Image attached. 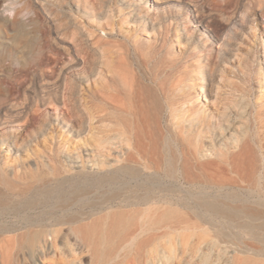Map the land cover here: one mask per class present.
<instances>
[{
  "label": "bare ground",
  "instance_id": "bare-ground-1",
  "mask_svg": "<svg viewBox=\"0 0 264 264\" xmlns=\"http://www.w3.org/2000/svg\"><path fill=\"white\" fill-rule=\"evenodd\" d=\"M35 1L45 14L44 26L47 30L44 31L45 34L32 35L29 38L33 42L32 45L42 40L47 41L48 64L50 58L56 59L55 49L50 45L48 37L49 33H52V39L56 43L63 44L64 53L70 57L52 67V71L57 76L54 97L56 100H62L65 96L59 95L60 82H63L66 73L75 71V67L81 63V58L76 54L77 52H74L72 45L57 34L51 19L54 10L47 6V0ZM119 1L126 5L131 19L140 20L155 28L157 20L152 19L147 13H141L131 1ZM159 1L154 0V6H160ZM223 1L224 6L231 7V11L223 15L222 20L211 14L205 15L197 5L192 4V7L188 8L189 15L187 19L179 22V30L180 36L188 37L189 47L192 50L185 52L184 62L174 76L167 73L169 76L165 75L164 79L162 77L158 80L159 74L151 66L148 74L138 70L129 49L117 40L112 41L111 58L105 60L99 49L102 43L99 40L95 41L98 48L94 53L95 56L93 55L90 74H100L102 68L107 67L108 80L105 81L104 77L97 78L96 92L100 95L106 86L109 88L107 96L111 104V112L106 126L103 125L104 118H98V131L92 138L98 155L106 149L111 154L112 157L108 161L109 169L107 173L95 176L93 185L76 187L70 193L63 186L67 181L64 175L66 169L64 168L63 171L58 167L59 165L53 166L51 171L38 167L35 172L15 174L17 179L14 181L9 179V171L0 168V216L3 219L8 218L1 220L2 224H0V232L7 235L1 240V248L6 255L5 264H14L11 250L18 233L32 240H36L41 234L43 223L33 220L30 215L38 205L47 207V200L51 198L55 199L57 205L60 203V206L65 207L70 203L73 194L75 200L77 198L75 203H82L80 213H76L79 209L75 213L80 219L91 217V214L84 210L86 206H83V203L86 198L91 197L89 194L94 187V193L99 196L91 200L90 207L108 208L109 215L115 217V223H122L133 216H142L149 218L150 230L176 232L180 238L179 250L182 251L185 247L188 250L187 253L184 252L186 255L179 254L182 255L179 264H264V209L251 204L252 202L249 203L245 198L239 200L240 204L235 205L228 199L230 197L221 194L226 184L254 183L264 179V145L260 134L254 133L249 123L240 120L231 104L227 105L229 111L224 113V118L219 120L221 126L223 120L226 126L218 131L211 123H204L195 113L193 106L181 109L176 105L177 99L182 97L180 91L190 86L188 79L195 64L194 59L198 61L196 65L202 70L206 91L209 89V83L212 84L217 78V65L215 66L213 61V42L217 40L221 45L226 46L225 50L219 48L217 51L218 62L222 63L227 60L228 54L234 51L233 40L237 38L239 31L243 30L245 24L254 23L256 20L255 3L251 5V2L246 0ZM4 2L6 0L1 1L0 7ZM181 2V0H169L167 4L178 7L182 6ZM263 3L261 1L260 5L262 6ZM66 5L68 10L61 9V12L69 22H72L76 13L82 11L81 3L75 2L73 7L71 1L67 0ZM107 5L104 3L105 8L109 7ZM22 10L20 8L17 12H23ZM174 16L175 14L172 13L160 17V20L169 22L165 27L166 34L161 43L141 48V45L139 46L140 64L148 66L153 63L157 55L162 56L161 52L164 47L166 48L171 31L169 26ZM5 19L6 17L3 20ZM15 22L23 27L18 35L27 36L28 22L22 17H17ZM185 22L202 28L203 32L197 41L187 34ZM34 47L36 48V45ZM39 48L32 51L36 53ZM173 62L177 63L174 59ZM33 66L34 63L23 65L27 72ZM77 86L78 82L74 80L67 89L76 93ZM42 99L39 101L44 105L45 100ZM25 102L27 101H24V105ZM74 107L76 108L77 104ZM26 109L28 110V107ZM26 109L21 107L16 114ZM166 110H169V116L174 119L165 117ZM262 113V110L257 111L255 116L257 120H261ZM4 118L1 117V120ZM36 118V115H32L31 120ZM82 125L77 127L64 123L63 126L67 131L80 135L86 128L85 124ZM51 126V121H43L39 134L45 137ZM186 133L192 135L187 136ZM208 133L215 135V140L218 139L220 143H212L207 137ZM0 145L6 146L9 152L19 155L28 147L29 141L20 142L15 135L8 133L0 137ZM260 150L263 151L262 154ZM53 155L55 159L56 152ZM92 155L96 156L94 151ZM22 176L24 180H18ZM184 184H187L189 189H186ZM191 187L197 188V192L193 193ZM208 187L215 189L211 191ZM13 214L22 216L24 222L22 226L19 227L11 220L10 216ZM78 215L73 214L71 218H76L74 220L77 221ZM159 220L170 221L171 224L157 225ZM95 225L96 223H93L91 230L85 227V241H93L90 231L96 229ZM94 242L96 243L97 240L95 239ZM41 254L42 252L40 256L43 255ZM40 260L43 261L41 257Z\"/></svg>",
  "mask_w": 264,
  "mask_h": 264
},
{
  "label": "rangeland",
  "instance_id": "rangeland-1",
  "mask_svg": "<svg viewBox=\"0 0 264 264\" xmlns=\"http://www.w3.org/2000/svg\"><path fill=\"white\" fill-rule=\"evenodd\" d=\"M66 1L47 0V6L54 10L51 19L57 29V34L62 37V40L69 42L74 52H77L76 54L81 58V63L75 67V71L66 73L63 82H60L61 85L58 84L60 85L59 95L65 96L62 100H56L54 97L57 76L52 71V67L56 66L59 61L70 58L64 53L63 44L56 43L52 39V33H49V43L55 49L56 59L50 58L47 64V41L42 40L41 43L37 42L32 45L33 42L29 39L32 35L45 34L47 30L44 26L46 17L40 6L35 0H6L0 7V120L1 117H5L0 121V137L11 133L20 142L29 141L28 147L24 148L19 155L9 152L6 146L0 145V168L9 171L8 177L14 181L17 179L15 174L35 172L38 167L51 171L53 166L59 165L58 167L63 171L66 169L64 175L68 182H64L63 186L71 193L76 187L93 185L95 176L107 173L108 161L112 157L108 149L98 155L95 141L92 138L93 134H97L98 131V118L103 117L105 120L103 125L106 126L111 112V104L107 96L109 88L106 86L100 95L96 92L97 78L104 77L105 81L108 80L107 67L102 68L103 71L100 74H90V65L94 61V53L98 48L95 41L99 40L102 43L99 49L105 60L111 58L112 41L117 40L118 43L124 44L129 49L130 56L138 70L148 74L152 67L159 74L157 79L161 80L168 74L174 76L184 62L185 52L192 50L189 47L188 37L180 36L179 30V22L187 19L189 15L188 8L192 7V4L197 5L205 15L211 14L222 20L223 15L231 11V7L224 6L223 0H181L182 6L178 7L168 5L169 0H160V6H154V0H128L141 13H147L152 19L157 20L158 23L153 28L140 20L131 19L126 5L119 0H69L73 7L78 1L82 6V11L76 13L73 21L69 22L61 12V9L68 10ZM246 1L251 2V5L255 3L256 20L254 23L245 24L243 30L239 31L237 38L233 40L235 49L228 54L226 61L219 63L217 54L219 48L225 50L226 46L221 45L217 40L213 42V61L215 66L217 65L216 81L209 83V89L205 91L202 70L196 65L198 61L194 59L195 64L188 79L190 86L180 91L182 97L177 99L176 105L181 109L193 106L195 113L202 118L203 122L211 123L212 127L218 131L226 126L224 120L222 126L219 120L224 118V113L229 111L227 105L231 104L240 120L249 123L253 132L260 134L264 145V3L260 5V2L264 0ZM104 3H107L109 7L105 8ZM18 8L24 11L17 12ZM171 12L175 16L169 26L171 31L167 38L166 48L164 47L161 52L166 59L157 55L150 65L140 64V48L158 44L164 40L165 27L169 22L160 20V17L170 15ZM5 17L6 19L3 20ZM17 17H22L28 22L27 36L18 35L23 27L15 22ZM184 27L187 28V34L195 41L203 32L202 28L192 23L185 22ZM35 45L37 49L40 46L37 51L38 55L37 52L35 53L37 50ZM39 51L44 53L41 52V54ZM173 59L177 63H174ZM28 63L32 65L34 63L33 71L32 69L28 72L24 70L23 65L26 66ZM36 65L40 68L37 69ZM74 80L78 82L76 93L67 89ZM30 94L33 97H29ZM41 99L45 100L44 105L40 104ZM24 101H27L25 105ZM14 103L16 109H14ZM74 104H77L76 108ZM21 107L26 109V112L16 114ZM8 110L11 113L7 112ZM258 110L263 112L261 120L255 117ZM32 115H36L37 118L31 120ZM165 117L174 119L169 116V110H166ZM46 120L51 121L52 126L44 137L39 134V129ZM64 123L77 127L85 124L86 128L80 135H77V133L67 131V128L63 126ZM186 135L192 134L186 133ZM207 137L212 143H220L218 139L215 140V135L212 133H208ZM93 151L96 156L92 155ZM55 152L57 158L53 159ZM262 152L260 150V154ZM22 178L23 176L18 180H24ZM184 186L189 189L187 184ZM208 188L211 191L215 189ZM190 189L193 193L197 192L195 187ZM91 191L89 195L92 198H86L83 203V206H86L84 210L90 213L91 217L84 219H80L78 215L82 203H75L77 198L75 200L73 194L70 203L65 207L60 206V203L57 205L55 199L51 198L47 200V207L38 205L30 215L33 220L43 223L42 232L36 240L17 234L16 242L11 250L14 264L181 263V256L186 255L184 252L187 253L188 250L186 247L182 249L183 253L179 250L180 238L176 232L172 230L164 232L162 229L150 230L148 229L151 224L149 218L142 216H133L122 223H115V217L109 215L108 208L93 209L90 207L91 200L99 196L94 193L95 187ZM223 191L221 194L224 193L223 195L230 197L228 199L235 205L240 204L239 200L245 198L249 203L252 202L251 204L264 209V179L254 183L226 184ZM76 210L78 214L75 213ZM73 214L78 215L77 221L74 220L76 218H71ZM10 218L19 227L24 224L21 215L13 214ZM5 219L8 218L3 219L0 216V224H2L1 220ZM93 223H96V229L90 232H92V240H97L96 243L84 240L86 228L89 227L91 230ZM164 224H171V222L159 220L157 223V225ZM4 236L7 235L0 232V264L6 263L5 251L1 248V240Z\"/></svg>",
  "mask_w": 264,
  "mask_h": 264
}]
</instances>
